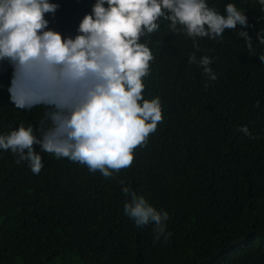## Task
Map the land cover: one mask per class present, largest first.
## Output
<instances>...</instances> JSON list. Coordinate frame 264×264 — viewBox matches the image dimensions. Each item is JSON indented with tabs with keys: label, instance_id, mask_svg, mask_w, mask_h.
I'll list each match as a JSON object with an SVG mask.
<instances>
[{
	"label": "trees",
	"instance_id": "trees-1",
	"mask_svg": "<svg viewBox=\"0 0 264 264\" xmlns=\"http://www.w3.org/2000/svg\"><path fill=\"white\" fill-rule=\"evenodd\" d=\"M53 2L47 27L63 38L77 33L94 0ZM227 2L209 0L221 12ZM233 2L248 23L221 38L194 41L163 19L141 38L153 55L143 95L160 97L162 119L129 166L104 177L42 152L43 167L33 173L0 150V264H264V64L257 58L264 44L256 35L264 12L257 0ZM242 28L251 48L236 34ZM193 54L213 58L215 80L189 62ZM12 76L0 61V133L24 123L39 135L51 105L14 106ZM121 180L168 212L167 240L123 214Z\"/></svg>",
	"mask_w": 264,
	"mask_h": 264
},
{
	"label": "clouds",
	"instance_id": "clouds-1",
	"mask_svg": "<svg viewBox=\"0 0 264 264\" xmlns=\"http://www.w3.org/2000/svg\"><path fill=\"white\" fill-rule=\"evenodd\" d=\"M257 2L264 12V0ZM57 8L53 0H0V61L13 68L9 98L21 109L51 105L39 135L24 123L0 133V150H10L17 163L26 161L33 173L43 167L42 152L79 162L104 177L130 165L133 149L147 142L162 119L160 97L143 95L153 55L141 39L156 32L161 19L168 21L170 31L194 41L221 38L226 29L248 23L245 9L233 0L222 12L209 0H94L77 33L62 38L47 27L45 18ZM236 34L252 47L246 29ZM256 35L264 44V30ZM257 58L264 64V52ZM212 60L209 55L198 61L194 54L189 56L209 80L216 79ZM239 131L250 135L244 125ZM120 184L126 197L123 214L137 226L153 224L154 240H167L168 212L123 180Z\"/></svg>",
	"mask_w": 264,
	"mask_h": 264
}]
</instances>
